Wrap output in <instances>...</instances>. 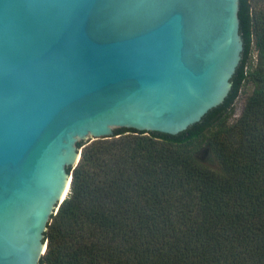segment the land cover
<instances>
[{
    "label": "water",
    "instance_id": "1",
    "mask_svg": "<svg viewBox=\"0 0 264 264\" xmlns=\"http://www.w3.org/2000/svg\"><path fill=\"white\" fill-rule=\"evenodd\" d=\"M238 13L239 0H0V264H39L78 143L176 136L225 102Z\"/></svg>",
    "mask_w": 264,
    "mask_h": 264
},
{
    "label": "trees",
    "instance_id": "2",
    "mask_svg": "<svg viewBox=\"0 0 264 264\" xmlns=\"http://www.w3.org/2000/svg\"><path fill=\"white\" fill-rule=\"evenodd\" d=\"M249 11L239 0L232 90L200 123L77 144L39 264H264V16ZM244 86L252 91L229 124Z\"/></svg>",
    "mask_w": 264,
    "mask_h": 264
},
{
    "label": "rangeland",
    "instance_id": "3",
    "mask_svg": "<svg viewBox=\"0 0 264 264\" xmlns=\"http://www.w3.org/2000/svg\"><path fill=\"white\" fill-rule=\"evenodd\" d=\"M249 8H250V15L251 18H260L264 16V0H248ZM252 46V57L251 60L254 61L255 59V50L253 49V42L251 44ZM252 91L251 86H244L241 91L238 94V97L235 100V103L232 105L233 114L229 118L228 123H234L239 116L241 115L243 105L245 102V99L250 95Z\"/></svg>",
    "mask_w": 264,
    "mask_h": 264
}]
</instances>
